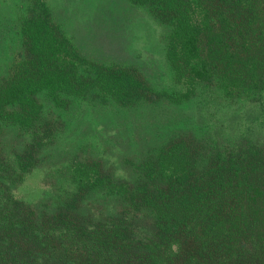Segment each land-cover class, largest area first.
<instances>
[{"label":"trees","instance_id":"trees-1","mask_svg":"<svg viewBox=\"0 0 264 264\" xmlns=\"http://www.w3.org/2000/svg\"><path fill=\"white\" fill-rule=\"evenodd\" d=\"M133 1L168 23L174 85L159 98L97 63L82 60L90 66L78 73L79 52L60 39L51 11L19 15L25 59L0 81V264H264V0ZM39 99L60 125H43ZM82 101L107 104L103 114L123 113L127 126L143 117L137 128L159 141L131 178L70 157L53 166L58 190L18 198L29 172L48 170L43 157L69 151L68 117L93 115L73 106ZM237 108L247 154L210 134L212 112L229 123ZM188 129L206 136L190 139Z\"/></svg>","mask_w":264,"mask_h":264},{"label":"rangeland","instance_id":"rangeland-1","mask_svg":"<svg viewBox=\"0 0 264 264\" xmlns=\"http://www.w3.org/2000/svg\"><path fill=\"white\" fill-rule=\"evenodd\" d=\"M50 11L54 20L51 24L58 29L60 39L64 40L66 46L68 45L70 52L73 54L79 52L80 59H75L77 61L75 64L79 68L78 73L83 74L88 70L89 64H81L82 60H86L82 63H97L108 71L124 72L133 76L143 88L154 94L152 95L154 98L156 96L159 98L166 88L173 90L171 89L174 85L173 75L166 57L168 23L162 21L152 7L136 4L133 0H0V81L10 76L13 65H18L25 59L26 49L20 36L16 35L19 15L28 17L33 13L43 15ZM7 18L10 20L4 22ZM39 100L43 105L46 103L44 99ZM92 105L94 104H86L84 101L73 105L84 112L82 116L88 111L93 115L87 116L83 123L82 118L68 117L70 120L67 124H73L70 125L71 131L64 136L68 143L62 145H67L69 151L61 153L64 157L62 155L54 158L50 155L43 157L41 165L48 170L38 169L29 172L15 192L18 198L33 202L41 199L46 190H58L60 183H57L58 176L55 174L57 169L55 170L53 166L60 168L70 157H79L87 162H99L104 171L106 169L108 171L110 166L115 175L124 176V179L127 176L130 178L134 176L135 162L140 161L147 149L159 139L153 137L150 131L137 128L139 124L137 120L143 117L132 118L131 125L127 126L123 113L109 111L103 114L107 104ZM47 107L46 103L43 125H56L59 122L51 118L52 113L48 118ZM112 108H115L114 105H110L108 110ZM171 108L180 111L179 108L182 109V106L172 104ZM241 110L237 108L239 113L233 115L235 116L233 119L230 116L229 123L221 113L212 112L208 116L209 124L218 125L210 134L230 153L245 154L250 150L251 141L241 138L240 134V128L245 124ZM186 115L190 116L191 113ZM53 116L55 117V114ZM115 119L117 127L113 125V121L111 122ZM147 124L145 122V125ZM197 124L196 121L190 120L189 125L193 129ZM81 126H84V129L78 133ZM173 128L176 129L174 132H182L178 128ZM186 132L190 134V139L196 141L201 139L202 135L206 136L205 133L195 135L190 129ZM190 139L185 140L190 142ZM9 140L12 141L10 138ZM241 142H244V146L238 149Z\"/></svg>","mask_w":264,"mask_h":264}]
</instances>
